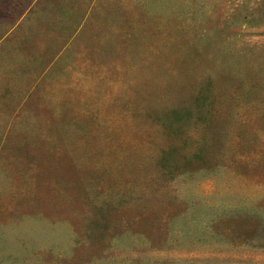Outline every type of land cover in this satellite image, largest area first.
<instances>
[{
    "label": "rangeland",
    "instance_id": "obj_1",
    "mask_svg": "<svg viewBox=\"0 0 264 264\" xmlns=\"http://www.w3.org/2000/svg\"><path fill=\"white\" fill-rule=\"evenodd\" d=\"M33 1L0 0V264H264V0Z\"/></svg>",
    "mask_w": 264,
    "mask_h": 264
},
{
    "label": "trees",
    "instance_id": "obj_2",
    "mask_svg": "<svg viewBox=\"0 0 264 264\" xmlns=\"http://www.w3.org/2000/svg\"><path fill=\"white\" fill-rule=\"evenodd\" d=\"M199 99H202L201 97H198L197 99H195V105H196V107L197 108H199ZM171 116H173V119H174V123L173 124H179V123H181V121L185 118V117H181V116H183L184 114H181V113H179V112H172L171 114H170ZM180 116V117H179ZM185 120V119H184ZM183 120V121H184ZM177 134V133H176ZM199 149H197V151L195 152V153H193V155H192V158L193 159H190V160H195V159H199V155H200V151H198ZM169 156H170V154H169V152H164L163 154H162V156H161V161L165 164V163H167L168 162V158H169Z\"/></svg>",
    "mask_w": 264,
    "mask_h": 264
},
{
    "label": "crops",
    "instance_id": "obj_3",
    "mask_svg": "<svg viewBox=\"0 0 264 264\" xmlns=\"http://www.w3.org/2000/svg\"><path fill=\"white\" fill-rule=\"evenodd\" d=\"M35 0L33 1V3H32V6H31V8H32V10L34 9V4H35ZM30 10V9H29ZM28 10V14L27 15H29V12H31V10L29 11ZM21 21V20H20ZM19 21V22H20ZM18 25V23L17 24H15L7 33H5V35L1 38V40H4V39H6V37L8 36V34H10L15 28H16V26Z\"/></svg>",
    "mask_w": 264,
    "mask_h": 264
}]
</instances>
